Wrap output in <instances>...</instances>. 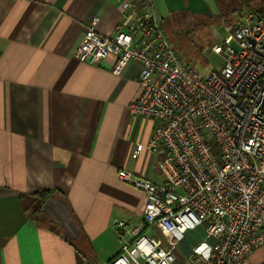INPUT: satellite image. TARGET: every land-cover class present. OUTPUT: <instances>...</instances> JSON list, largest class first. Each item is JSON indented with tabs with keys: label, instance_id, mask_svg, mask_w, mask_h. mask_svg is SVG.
<instances>
[{
	"label": "crops",
	"instance_id": "1",
	"mask_svg": "<svg viewBox=\"0 0 264 264\" xmlns=\"http://www.w3.org/2000/svg\"><path fill=\"white\" fill-rule=\"evenodd\" d=\"M95 16L101 35L122 21L114 0H0V264L110 261L121 246L116 222L141 223L146 202L117 170L163 179L158 156L143 149L131 157L153 126L127 112L140 92L137 66L116 75L113 55L97 66L73 57ZM40 190L68 205L80 228L76 246L32 214ZM178 239L180 264L192 247H207L201 228ZM263 255L258 248L244 264Z\"/></svg>",
	"mask_w": 264,
	"mask_h": 264
},
{
	"label": "built area",
	"instance_id": "2",
	"mask_svg": "<svg viewBox=\"0 0 264 264\" xmlns=\"http://www.w3.org/2000/svg\"><path fill=\"white\" fill-rule=\"evenodd\" d=\"M114 1L122 14L114 32L101 35L91 18L73 57L97 66L113 55L116 75L137 66L140 92L127 112L153 126L131 157L158 156L163 179L117 170L146 202L141 223L116 222L120 250L104 264H180L178 236L196 228L207 247H192L188 264H244L264 247V17L249 11L225 37L215 34L210 52L221 64L203 77L165 38L156 0Z\"/></svg>",
	"mask_w": 264,
	"mask_h": 264
},
{
	"label": "rangeland",
	"instance_id": "3",
	"mask_svg": "<svg viewBox=\"0 0 264 264\" xmlns=\"http://www.w3.org/2000/svg\"><path fill=\"white\" fill-rule=\"evenodd\" d=\"M209 13H191L184 10L168 11L163 0H156L160 15V28L179 57L184 63L191 65L200 76L206 77L211 70L219 68L221 59L210 52L215 43V34L225 37L227 27L231 30L236 21H240L249 11L255 10L260 0H204ZM40 205L33 207L32 214L49 223L45 213L39 211ZM30 214V212H29ZM148 235L155 238L159 234L149 231Z\"/></svg>",
	"mask_w": 264,
	"mask_h": 264
},
{
	"label": "water",
	"instance_id": "4",
	"mask_svg": "<svg viewBox=\"0 0 264 264\" xmlns=\"http://www.w3.org/2000/svg\"><path fill=\"white\" fill-rule=\"evenodd\" d=\"M168 11L184 10L191 13H209L208 4L204 0H163ZM40 211L45 213L48 220L59 226L66 238L77 240L80 236V228L73 219L70 209L65 201L51 195L45 199Z\"/></svg>",
	"mask_w": 264,
	"mask_h": 264
},
{
	"label": "trees",
	"instance_id": "5",
	"mask_svg": "<svg viewBox=\"0 0 264 264\" xmlns=\"http://www.w3.org/2000/svg\"><path fill=\"white\" fill-rule=\"evenodd\" d=\"M256 8H258V9H260V10H262V14H259L258 12H256L255 10H252V12L253 13H255V14H258V15H260V16H263L264 17V0H260V4L256 7ZM243 17V16H242ZM236 23V22H235ZM35 197L39 200V202H40V206H41V204H42V202L45 200V199H47V197H49V196H51L52 195V193H50L49 191H46V190H40V191H38V192H35ZM39 206V207H40ZM39 211H40V209H39ZM203 228H201V230H202ZM204 232V231H203ZM66 238V237H65ZM70 243H72L74 246H76V241L77 240H70V239H68V238H66Z\"/></svg>",
	"mask_w": 264,
	"mask_h": 264
}]
</instances>
